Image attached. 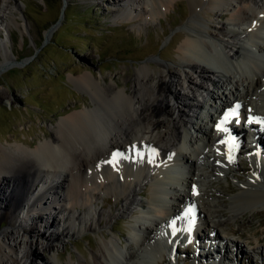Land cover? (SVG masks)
Wrapping results in <instances>:
<instances>
[{
  "label": "bare ground",
  "instance_id": "bare-ground-1",
  "mask_svg": "<svg viewBox=\"0 0 264 264\" xmlns=\"http://www.w3.org/2000/svg\"><path fill=\"white\" fill-rule=\"evenodd\" d=\"M111 1L116 6L114 16L121 19L131 10L156 19L177 2ZM186 1L188 17L176 38V66H138L129 88L115 82L100 85L90 71L70 76L91 102L60 118L47 141L35 147L18 142L2 149L0 223L5 221L7 227L0 229V264H37L40 252L62 245V239L82 230L110 227L114 214L95 203L103 204L111 196L120 205L118 211L137 212L127 215L132 222L128 237L117 243L103 235L89 259L77 264H157L158 257H170L174 243L194 245V262L207 264L205 249L217 248L216 239L209 241L199 229L207 225L215 232L224 223L217 220L220 205L208 197L202 166L210 165L216 175L224 176L237 149L243 152L241 157L253 152L252 167L242 171L250 173L249 181L223 205L232 219L264 206V123H258L261 131L258 124L249 125L258 134L249 151L242 145L244 128L238 132L232 126L240 140L230 145L227 132L214 118L221 119L235 103L245 114L264 121V61L242 44L244 38L253 40L264 56V0ZM204 16L226 21L208 25ZM245 27L251 31L246 33ZM198 92L209 99L199 100ZM189 111L193 112L190 118ZM208 147L213 150L206 151ZM172 165L182 171L181 178L172 181L179 190L159 194L156 185L171 183L166 174ZM145 183L150 185L146 203L135 197ZM38 184L41 188L36 191ZM143 204L146 210L137 208ZM32 213L35 216L29 219ZM188 217L196 224L189 223ZM37 223L47 232L54 227L58 235L40 234ZM218 240L216 246L220 243L227 249L230 244L238 250L237 241ZM210 264H226L225 257L217 255Z\"/></svg>",
  "mask_w": 264,
  "mask_h": 264
},
{
  "label": "rangeland",
  "instance_id": "rangeland-1",
  "mask_svg": "<svg viewBox=\"0 0 264 264\" xmlns=\"http://www.w3.org/2000/svg\"><path fill=\"white\" fill-rule=\"evenodd\" d=\"M115 8L111 0H0V153L4 147L15 146L18 142L35 147L47 141L60 118L84 109L91 102L87 93L76 89L70 76L90 71L100 85H114L115 82L120 88L125 85L129 88L131 76L138 66H176V38L188 17L186 0H177L175 7L171 5L156 19L143 12L135 14L132 10L121 19L114 16ZM204 18L208 25L226 21L218 17ZM2 93L6 95L4 98ZM197 95L199 100L209 99L205 93L198 92ZM188 114L190 118L193 112ZM203 122L208 126L211 124L208 119ZM188 131L195 136L191 127ZM244 146L251 147L246 136ZM205 150L212 151V148ZM230 159L224 176L216 175L210 165L202 168L208 197L220 205L219 210L222 209L217 220L225 224L215 230V241L220 242L218 237H225L237 241L239 246L236 250L228 244L227 249H223L219 243L220 247L206 248L205 263L210 264L221 255L226 264H264V206L255 212L245 210L232 219L227 212L228 206L223 205L245 187L250 173L242 171L252 167L251 161L248 166L239 155ZM229 187L233 189L230 192ZM40 188L41 184L35 185L36 191ZM263 188L264 182L261 183ZM141 190L148 194L149 185H143ZM179 192L184 193L183 190ZM135 197L149 199V196L145 198L138 194ZM45 200H49L48 196ZM95 204L114 214L111 226L95 232L82 230L74 237L62 239V245L40 252L41 260H37V264H47L46 259L51 260L50 264L86 261L103 240V235L116 242L126 241L132 223L127 215L133 216L134 211L126 214L118 211L120 205L115 204L113 196L105 198L103 204L99 201ZM32 214L29 219L35 216ZM59 218L56 217L58 222ZM24 219L21 217L19 221L24 222ZM6 227L7 223L1 221L0 229ZM23 227L28 229L29 226L24 223ZM201 227L203 237L206 235L210 239L212 230L207 225ZM36 228L40 234L59 233L54 227L47 232L40 223ZM174 248L175 257L172 252L170 255L176 258L174 261L164 254L155 262L196 264L192 247L183 250V245L176 244Z\"/></svg>",
  "mask_w": 264,
  "mask_h": 264
},
{
  "label": "snow or ice",
  "instance_id": "snow-or-ice-1",
  "mask_svg": "<svg viewBox=\"0 0 264 264\" xmlns=\"http://www.w3.org/2000/svg\"><path fill=\"white\" fill-rule=\"evenodd\" d=\"M250 122H252V121H250ZM260 123H264V121H260Z\"/></svg>",
  "mask_w": 264,
  "mask_h": 264
}]
</instances>
